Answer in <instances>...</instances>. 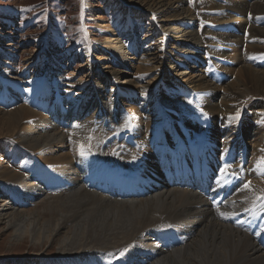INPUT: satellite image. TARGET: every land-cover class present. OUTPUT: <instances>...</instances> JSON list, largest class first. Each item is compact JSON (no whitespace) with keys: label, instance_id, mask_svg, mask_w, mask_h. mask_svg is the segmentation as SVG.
I'll return each mask as SVG.
<instances>
[{"label":"bare ground","instance_id":"6f19581e","mask_svg":"<svg viewBox=\"0 0 264 264\" xmlns=\"http://www.w3.org/2000/svg\"><path fill=\"white\" fill-rule=\"evenodd\" d=\"M127 1L141 4L147 11L159 16L162 33L160 37L163 35L170 37L172 44L175 41H179L180 45L192 41V45L200 49L195 44L198 39L195 38V33L190 29L191 24L188 23L193 19V15L187 7L182 6L183 0ZM232 1H236L233 7L235 12L244 13L248 6L254 14H264V2ZM230 20L232 19L218 23ZM171 21L174 22V26L170 25ZM251 32L252 35L257 36L260 43L264 40V26L252 27ZM223 35L225 38L234 36V34ZM258 41L256 45H247L245 56L236 52L234 55L226 56L236 65L235 68L229 67L233 68L228 71L235 73V78L229 83L224 82L225 94H219L214 87L215 84L202 73H191L194 67L190 65L189 72L179 69V65L176 66L179 72L177 74L167 69L166 71L170 73L168 86H172L173 81H180L182 85L177 86V92L191 87L192 91H197L203 109L215 121L219 115H224L221 124L214 127L215 131L227 127H231L229 131L237 130L239 128L235 126L236 121L230 119L232 114L244 109H252L248 107L247 101L264 98V70L258 67L264 60V47L259 45ZM105 44L106 50L111 55H124L123 50L119 48L118 39L109 37L105 40ZM117 47L119 50H114ZM9 51L4 50L5 54L0 53V73L5 81L11 80L25 85L24 87L28 88V98H20L10 106L0 107V223L3 222L5 227L9 228L18 226V222H24L33 246L44 247V244H55L59 253L58 258H44L42 249L37 254L32 253L33 256L23 258L26 260H14L11 264H84L90 262L89 260L97 253L111 256L117 253L122 263L140 264L139 261L143 260L138 258L148 253L147 251L153 252L155 257L147 259V255L143 256L147 261L146 264H264V250L254 237L224 220L233 211L252 202L259 193H264V178H249L247 183L250 182V187L247 189L243 187L235 196L234 203L227 200L226 208L216 210L211 209L208 202L196 191L176 186L166 185L145 197L124 200L108 198L96 191L88 190L80 183L73 161L92 145L94 137H91V124L85 120L76 123L72 129L62 130L46 114L35 110L29 97L40 89L42 81L48 80V76L45 74L43 78H33L34 71H30L28 67H33L35 70L34 60L26 62L24 72L19 74L18 64L13 62V53ZM49 51H52L50 57L53 70L55 73L62 72L66 65L61 64L58 58L61 53L56 50ZM246 56H254L257 60L252 62L253 60ZM87 57L91 58V62L93 61L96 67H88L90 63H87L85 67L88 70L83 74L84 80L67 85L66 95L69 97L70 105H74L83 97L87 99L89 95L91 97L96 95L98 100L105 103L108 100L103 88L107 84H113L110 103H113L117 97L125 95L142 98L143 102L139 107L130 106L132 114L137 116V124L142 126V132L160 122L162 115L167 113L163 111L164 106L175 110L176 106L181 105L178 104L179 101H175L181 99L155 94L152 91L155 83L153 85L143 83L141 87L134 88L131 87L133 80L126 75L121 82L124 84H121L119 77L124 75L125 71L113 69V66L105 71L98 64V60L94 59L93 54L89 53ZM147 57H149L147 61L144 60L141 65L136 66L137 73L155 68L157 57L153 52ZM99 58L102 60V57ZM149 61L154 64L146 67L147 65L144 64ZM255 62L257 68L254 67ZM57 79L51 81L61 89L66 85L64 80H69L64 76H57ZM23 81L26 83L24 84ZM256 108L258 124L253 126L248 120H243L240 127L245 139L252 133L251 139L248 140L250 153L254 155L252 161L255 156L261 159L264 157V151H261L264 147V102L256 104ZM18 147L31 151L33 154L31 158L36 156L55 174L68 176L74 185L59 194H46L27 175L8 163V151L11 152ZM18 192H26L32 203L36 196L38 198L42 195L38 200L42 211H25L22 210L21 205H14L10 200V194ZM44 212H47L46 219L43 218ZM41 220L45 221L41 222ZM167 227L188 234V238L183 244L164 250L158 246L149 230ZM19 235L15 236L17 242L20 239Z\"/></svg>","mask_w":264,"mask_h":264},{"label":"rangeland","instance_id":"374dc122","mask_svg":"<svg viewBox=\"0 0 264 264\" xmlns=\"http://www.w3.org/2000/svg\"><path fill=\"white\" fill-rule=\"evenodd\" d=\"M225 1H227L226 4L216 3L212 0H183L182 6L187 7L193 15V19L188 23L191 24L190 29L195 33V38L198 39L199 43L195 44L199 46V50L207 48L209 45H215L216 42H207V40L212 35H217L221 40V45H229L226 44L227 42H233L236 45L234 49L232 48V51L220 53L229 59V57H226L227 55H234L235 52L244 55L247 45L257 44V36L252 35L251 32V28L256 26L248 23L244 16L251 14L252 18H254L261 15L254 14L248 6L244 13L235 12L233 7H235L236 1ZM255 2L262 3L264 0H254ZM211 12H223L224 15L220 17L212 16ZM238 18H242V20H236ZM228 19L232 20L223 23H234L235 21L237 25L241 26L242 31H246L244 37L234 34V36L225 38L224 33H212L205 26L206 23L220 24L218 23L219 21ZM129 24H131V28L134 25V30L128 29L130 28ZM160 24L159 16L156 13L147 11L145 6L141 4L130 3L127 0H0V53L5 54L4 50H10L9 52L13 53V62L18 64L19 74L24 72L30 60L36 62L41 55L43 57L42 62L44 60L42 52H45L49 45H52L53 51H62L64 61L65 59L68 60L69 54L70 56L75 55V63H69L62 72L55 73L56 77L64 76L65 79H69L64 80L66 83L65 87L75 81L84 80L83 74L88 70L85 67L87 63H90L88 67L95 66L94 62H91V58L87 57L90 53L93 54L94 59L98 60V64L103 70L106 71L110 69V66H113V69L125 71V74L119 77L120 83L126 77L133 80L131 87L134 88L141 87L143 83L146 85L155 83L152 91L159 95L163 94V85L168 86L170 84V73L166 71L167 69L173 70L175 74L179 73L177 72L178 68L189 72L190 65L194 67L191 73L200 72L204 76L202 69L190 63V60L192 61L199 56L196 51L198 48L192 45V41L184 42L180 45L179 41H175L172 44L170 37L168 38L165 35L160 37V34H162ZM170 25L174 26V22L171 21ZM132 33H138L141 37L139 39L134 38L136 43H141L142 45V51L138 53V56L128 55L127 53ZM109 37L118 39L119 48L123 50L124 55L118 54L114 56L106 50L105 40ZM59 43L62 45H59ZM259 45L264 47V40ZM49 50L46 52L50 56L52 51ZM114 50L118 51L119 49L117 47ZM242 51L244 52L242 53ZM151 52L157 57V64L149 61L144 65L150 67L154 64L155 68L150 71L137 73L136 66L141 65L144 60L147 61L149 59L147 56ZM99 57H102V60ZM58 58L59 60L61 59L60 56ZM246 58H250L253 60L252 62L257 60L254 56H246ZM249 60L248 62L251 61ZM37 63L35 64L36 66ZM255 64L257 63H254V67L257 68ZM235 65H233V68H235ZM258 67L261 68L260 70H264V67L259 65ZM28 68L33 70V67ZM233 68H228L227 71ZM229 74L232 75V79L227 83L235 78V73L229 72ZM23 82L24 84L26 83V81ZM223 86L224 83L214 85L219 94H225ZM113 87V84H107L103 88L107 102L110 101ZM256 101V104L263 103L264 98L259 97L258 99L247 101V103ZM94 135L96 134L91 132V137H95ZM17 194L26 200L28 199L26 192H18ZM41 196L39 195L38 198L36 196L35 200L37 199V201L34 200L33 203L30 201L28 205H21L22 210L42 211V207L38 203ZM47 217V212H44L43 218L46 219ZM44 221L41 220V222ZM18 223V226L15 225L9 228L5 227L3 222L0 223V264H7V262L11 264L14 260H21L29 255L33 256L32 253L37 254L42 249L44 258L59 257L55 244H44V247L33 246L29 236L30 233L26 232V224L24 222ZM17 234L22 235H19L20 239L18 242L15 238ZM11 258L14 259L10 261L9 259Z\"/></svg>","mask_w":264,"mask_h":264},{"label":"snow or ice","instance_id":"6c2138e0","mask_svg":"<svg viewBox=\"0 0 264 264\" xmlns=\"http://www.w3.org/2000/svg\"><path fill=\"white\" fill-rule=\"evenodd\" d=\"M239 118V113L237 112L235 117H230V119H238ZM81 155H83V152H81ZM258 164H264V159H261L260 161H258ZM227 165L225 166L224 169H221V172L225 173L227 175L226 169H227ZM250 187V182L244 185V188L247 189Z\"/></svg>","mask_w":264,"mask_h":264}]
</instances>
